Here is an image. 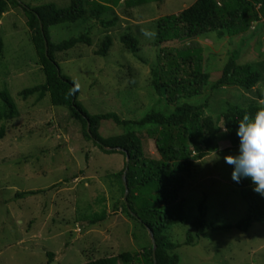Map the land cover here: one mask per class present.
<instances>
[{
    "label": "rangeland",
    "instance_id": "rangeland-1",
    "mask_svg": "<svg viewBox=\"0 0 264 264\" xmlns=\"http://www.w3.org/2000/svg\"><path fill=\"white\" fill-rule=\"evenodd\" d=\"M19 1L33 6L54 3L64 8L71 0ZM195 1L145 3L130 12L132 9L122 0L114 7L116 23L107 29L113 45L105 57L95 53L106 34L100 20L90 18L73 25L50 27L51 40L55 43L90 29L93 39L90 46L78 44L56 55L62 73L77 83L79 101L88 112H116L125 119H138L152 109H168L165 100L159 99L147 82L158 54L154 45L156 21L179 13ZM9 8L0 21L4 39L0 88L5 82L8 84L20 114L0 138V264H46L48 252L55 253L52 264H86V248L94 257L117 255L121 251L142 253L140 242L143 237L146 239L145 231L122 210L115 212L121 194L119 180L114 175L123 169L124 155L105 153L95 143L83 141L79 125L68 120L65 110L53 107L49 98L38 102L35 98L23 100L17 96L26 87L44 83L45 76L35 61L36 52L22 5ZM103 18L115 16L108 13ZM127 32L140 42L137 55L120 41ZM207 36L195 38L190 45L200 47L202 54H207L209 64L212 61L214 70L210 80L213 82L221 76L220 67L232 52L240 53L239 62L246 63L256 58L255 53L264 51L262 31L244 43L238 36H220L216 31ZM130 83L137 85L132 88ZM258 89L264 94V76L251 92L235 86L224 87L220 92L215 90L211 101L224 98L219 104V100L212 103L216 111L210 112L215 121L225 108L223 101L247 106L251 98L257 97ZM260 101L264 103V97ZM106 121L101 128L104 136L124 132L113 121ZM237 149L211 152L196 164L194 178L188 179L180 191V197L186 200L188 220L166 230L177 245L174 253L180 257L179 264H264V221L255 222L247 232L236 228L209 229L205 238L185 244L188 234L195 232L190 220L200 214L198 208L202 203L206 205L207 219L217 225L237 223L246 215L247 205L231 179V166L223 159L225 155L235 154ZM144 151L148 159L160 158L152 138L145 139ZM55 183L58 187L45 195L49 201L47 208L44 195L15 196L21 191L47 189ZM96 197L105 198L106 206L97 203ZM105 208L107 218L92 224V217ZM31 220L34 222L30 223Z\"/></svg>",
    "mask_w": 264,
    "mask_h": 264
},
{
    "label": "trees",
    "instance_id": "trees-1",
    "mask_svg": "<svg viewBox=\"0 0 264 264\" xmlns=\"http://www.w3.org/2000/svg\"><path fill=\"white\" fill-rule=\"evenodd\" d=\"M121 1L71 0L68 6L61 8L54 3L33 6L19 0H0V21L9 11V7L22 5L26 17L25 25L36 52L35 61L45 76L44 83L26 87L17 96L23 100L35 98L38 102L49 98L53 107L65 110L68 120L79 125L83 141L95 143L105 153H121L125 157L123 169L114 175L119 180L121 194L115 203V211L122 210L129 219L140 224L147 240L143 237V242H140L142 253L121 251L117 255L94 257L86 248V264H154L155 261L157 264H179L180 257L174 253L177 245L170 240L166 230L171 225L188 220L186 200L180 197V191L185 188L188 179L194 178L196 164L203 162L211 152L238 148V122L244 115L252 117L258 110L264 109V103L260 101L264 94L258 89L257 97L251 98L247 106L223 101L225 108L217 121L210 112L216 111L213 106L215 100H219V104L224 99L215 98L211 101V94L215 90L220 92L227 86L243 88L247 92L254 90L264 76V60L261 59L264 51L255 53L256 58L246 63L239 62L240 53L228 54L227 61L219 70L221 76L213 82L210 80L214 70L212 61L209 64L207 54L203 55L200 47H192L190 44L195 38L208 37L214 31L220 36L227 34L229 38L238 36L243 43L258 31H262L264 35V0H196L177 14L158 18L154 41L158 48L157 60L151 67L147 82L152 85L159 99L165 100L168 109H152L138 119H125L116 112H88L79 101L77 83L62 73L56 60L57 53L71 50L78 44L90 46L93 41L90 29L59 43L53 42L50 34L52 26L73 25L79 21H89L90 18L98 19L106 34L95 53L105 57L113 45L112 35L107 29L116 23L118 17L114 7ZM124 1L132 12L142 4H160L164 0ZM108 13L114 14L115 18L104 19L103 15ZM120 41L132 54L137 55L140 42L136 37L127 32L121 35ZM3 58L4 39L0 33V62ZM7 85L5 82L4 87L0 88V138L4 137L9 123L15 121L20 114ZM129 85L134 88L137 84ZM106 120L122 127L124 132L120 135L104 136L101 128L107 123ZM150 138L155 141L159 159H148L145 155L144 141ZM127 154L130 158L126 171L129 192L125 201L123 174ZM235 184L247 205L246 215L237 223L217 225L207 219L206 205L202 203L198 208L200 214L190 220L195 232L188 234L185 244H194L205 238L209 229L236 228L247 232L255 222L264 221V197L253 191L251 182L246 178ZM57 187L58 183H55L47 189L21 191L15 196L23 198L28 195H44L47 208L49 201L45 196L46 192ZM95 201L103 207L106 206L105 198L96 197ZM108 205L110 206L107 204V207ZM106 218L107 208L92 217L91 223L95 224ZM148 227L152 229L155 237V258ZM47 255L46 264H52L55 253L48 252Z\"/></svg>",
    "mask_w": 264,
    "mask_h": 264
},
{
    "label": "clouds",
    "instance_id": "clouds-1",
    "mask_svg": "<svg viewBox=\"0 0 264 264\" xmlns=\"http://www.w3.org/2000/svg\"><path fill=\"white\" fill-rule=\"evenodd\" d=\"M236 135L237 151L223 157L231 166V179L237 183L242 178L248 179L253 191L264 197V109L252 117L244 115L238 122Z\"/></svg>",
    "mask_w": 264,
    "mask_h": 264
},
{
    "label": "water",
    "instance_id": "water-1",
    "mask_svg": "<svg viewBox=\"0 0 264 264\" xmlns=\"http://www.w3.org/2000/svg\"><path fill=\"white\" fill-rule=\"evenodd\" d=\"M106 148L107 149H111V147H106ZM129 160H130V158H129V155L127 154V156H126V168H125V171H124V174H123L124 185H125V194H124V200L125 201L127 200V195H128V192H129L128 185H127V178H126V171L128 169ZM147 230H148L149 236H150V238L152 240V243H153V254H154V258H155V253H156V247L157 246H156V242H155L154 233H153L152 229L149 228V227L147 228ZM154 264H157L156 261H155Z\"/></svg>",
    "mask_w": 264,
    "mask_h": 264
},
{
    "label": "crops",
    "instance_id": "crops-1",
    "mask_svg": "<svg viewBox=\"0 0 264 264\" xmlns=\"http://www.w3.org/2000/svg\"><path fill=\"white\" fill-rule=\"evenodd\" d=\"M263 99V98H262ZM228 145H229V143H228ZM224 146H227V143H224ZM219 151V150H218ZM209 156V155H208ZM208 156H206V158H208Z\"/></svg>",
    "mask_w": 264,
    "mask_h": 264
}]
</instances>
